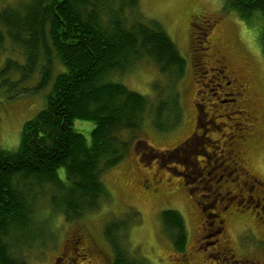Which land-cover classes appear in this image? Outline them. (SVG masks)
I'll list each match as a JSON object with an SVG mask.
<instances>
[{"label":"trees","instance_id":"1","mask_svg":"<svg viewBox=\"0 0 264 264\" xmlns=\"http://www.w3.org/2000/svg\"><path fill=\"white\" fill-rule=\"evenodd\" d=\"M2 1L0 46L10 43L25 61L8 59L1 78L15 73L12 88L23 87L37 72L32 93L51 87L44 108L25 123L17 150H0V264H29L14 249L44 244L49 226L37 216L40 193L32 185L48 193L52 215L67 222L97 210L108 197L103 172L127 158L130 142L149 119L159 132L181 123L178 85L188 61L164 27L147 18L139 0ZM223 10L259 28L255 40L264 51V0H225ZM143 58L164 76L162 84L156 81L153 100L114 81ZM23 93L17 88L15 97ZM77 120L94 123L91 144L75 130ZM162 219L169 237H186L179 212L165 211ZM127 227L126 219L104 230L112 264H146L125 249Z\"/></svg>","mask_w":264,"mask_h":264},{"label":"rangeland","instance_id":"2","mask_svg":"<svg viewBox=\"0 0 264 264\" xmlns=\"http://www.w3.org/2000/svg\"><path fill=\"white\" fill-rule=\"evenodd\" d=\"M139 2L147 18L158 21L164 27L188 61L186 76L178 85L183 110L182 121L169 132H159L149 119L143 132L138 133L134 140L131 139L127 158L103 172L102 179L108 197L97 210L87 213L80 220L67 222L61 214L52 215L49 210V196H46L48 193H41L42 189L36 188L33 184V192L40 193L35 203L37 216L40 220H47L49 226L44 232L47 234L44 244L35 243L23 248L22 251L19 248L14 249L16 256L22 257L29 264H55L57 255L61 253L72 258L73 255L69 252L70 246H67L70 243L68 239L71 241L70 237L77 233H83L87 237V241L84 240V242H90L96 246L95 258L99 264H102L101 260L109 264V261H113V253L105 238L104 230L109 223L126 219L128 227L122 234L123 245L129 250L132 259L141 263L149 261L152 264L153 262L159 264L160 262L156 261L157 258L167 257L171 251L168 243L169 234L165 231L162 219L163 212L169 209L183 211L191 243L197 223L187 213L182 197L178 196V193L172 195L169 187L160 186L159 196L142 193L140 181L143 178L147 179V176L136 170L139 167L145 169L143 160L147 156L154 155L166 165L177 164L174 170L177 168V171L186 174L189 186L183 189L175 186V189L185 190L183 194L186 195L188 190L195 192L194 189L197 186V183L190 182L193 176L191 162L203 165L208 159L207 156L213 153H216L219 160H223L221 150L229 156V151L232 149L230 146L239 141L242 133L246 131H243L241 126L244 122L242 111H245V108L237 105L240 100L231 104L234 96L223 95L231 93L232 88L229 89L226 86L219 88V85H224V76L227 75V71H236L241 68L248 72L254 91L259 94L256 97L260 99V102L254 103V106L258 107L256 110L258 114L264 115V51L255 40L259 28L247 24L235 12H225L223 10L225 0H139ZM1 5H5V0L1 2ZM213 21H217L216 26H211L210 23ZM190 22L196 26L193 27L192 35L188 32ZM213 38L215 41L221 39L220 46L211 45ZM219 48L227 51L230 68L226 72H223L224 69L214 63L211 57ZM12 49L10 43L6 45L5 42L2 47L0 46V150L7 151L17 150L25 123L44 108L45 97L51 90V87H48L41 92L32 93V89L40 79L37 72L23 87L19 85L12 88L11 82L18 78L15 73H10L7 80L1 78V72L6 67L8 59L19 63L25 61L21 50ZM55 64L60 65L57 61ZM57 70L54 75L57 74ZM163 78L156 65L147 58H143L122 77L116 75L114 81H120L128 88L153 100L156 81L159 80L162 84ZM225 81L229 80L225 79ZM17 88L24 90V93L15 97ZM218 97L226 100L227 103H220ZM247 98L248 96L244 97L245 100ZM195 105L200 109L203 107V111L208 114V116L200 114L196 131L194 129ZM230 108L235 111H229L226 117L220 116ZM94 126V123L90 121L77 120L74 124L75 130L83 134L89 144L92 142L91 132ZM194 131L196 136L189 139ZM224 134L227 135L226 138L223 137ZM231 136L234 137L227 141L226 139ZM184 140H186L184 148L173 150ZM213 140L222 142L213 143ZM215 146L219 148V151ZM167 149L170 152L163 153ZM232 154L235 153L230 152V156ZM242 157L252 173L264 177V119L253 128V136L242 147ZM153 167L166 179L172 177L168 172L157 168L155 164ZM145 170V173H148L149 169ZM60 175L65 176L64 170L60 171ZM172 182L181 184L183 180L175 178ZM47 190L49 192L50 189L47 188ZM54 193L59 197V202L63 201L61 192ZM93 259L94 256L81 255L78 257V264H89V261Z\"/></svg>","mask_w":264,"mask_h":264},{"label":"flooded vegetation","instance_id":"3","mask_svg":"<svg viewBox=\"0 0 264 264\" xmlns=\"http://www.w3.org/2000/svg\"><path fill=\"white\" fill-rule=\"evenodd\" d=\"M210 24L216 26L217 21ZM188 26L190 27L188 32L192 35L193 27L196 26L192 22ZM220 40L215 41L213 38L211 45L213 47L220 46ZM211 57L214 63L224 69L223 72L230 68L226 49L219 48ZM225 79L229 81H225ZM224 86L232 89H230L231 93H225L223 96H234L231 104H235L240 100L237 105L240 108H245V111L242 112L246 117L243 116L244 122L241 123V126L246 133H242L240 140L230 146L232 149L229 151V156H226L227 153L221 150L223 160H219L216 153H213L207 156L208 159L204 161L203 165L191 162L193 176H191L190 182L197 183L194 189L195 192L188 190V194L185 195L183 194L185 190L175 189V186H180L182 189L189 186L186 174L177 171V168L174 170V166L177 164L166 165L160 162L157 156H147L143 160L144 163L141 161L146 165L144 168L149 169L148 173H145L146 170L141 167L136 170L140 171L145 177L147 176V179L143 178L140 181L142 193L159 196L161 193L160 186L169 187L172 195L178 193V196L182 197L187 213L197 223L191 243L188 224L185 221L183 211L174 210L179 212L184 222H186V237L184 239L178 238V240L171 238V236L168 237L171 251L167 257L157 258L156 261L160 262L159 264H264V177L252 173L242 157V147L250 141L253 136V128L264 119V115L258 114L256 111L258 107L254 106V103L260 102V99L256 97L259 94L254 91L251 76L246 70L240 68L236 71H227V75L224 76V85H219V88H224ZM217 94L219 93L217 92ZM246 96H248L247 100L244 99ZM218 99L222 104L227 103L226 100L220 97ZM195 108L194 129L196 131L200 114L202 113L205 116H208V114L203 111V107L200 109L195 105ZM233 110L235 111V109ZM233 110L230 108L220 116L226 117L228 112ZM223 124L226 125V123ZM195 131L189 139L196 136ZM223 137L226 138L227 135L224 134ZM232 137L234 136L228 137L226 140L230 141ZM185 142L186 140L173 150L184 148ZM214 142L221 143L222 141L213 140ZM151 148L154 149V147ZM216 148L219 151V148ZM167 152H170L169 149L163 153ZM230 152L235 154L230 156ZM136 164L138 163L136 162ZM154 164L157 168L168 172L172 177L166 179L153 167ZM216 172L221 174L216 175ZM175 178L182 179L183 183L174 184L172 179ZM202 191L206 193H201ZM70 238L72 240L68 239L70 243L67 246H70L69 252L73 257L70 258L67 254L62 255L61 253L57 255L55 264H78V257L85 254L94 256L93 261L90 260L89 264H99L95 258L96 246L93 243L84 242V240L87 241V237L83 233H77ZM101 261L102 264H108L106 261ZM109 264H112V262L109 261ZM146 264L152 263L147 261ZM153 264L155 263L153 262Z\"/></svg>","mask_w":264,"mask_h":264},{"label":"bare ground","instance_id":"4","mask_svg":"<svg viewBox=\"0 0 264 264\" xmlns=\"http://www.w3.org/2000/svg\"><path fill=\"white\" fill-rule=\"evenodd\" d=\"M24 19V18H23ZM55 215V214H54ZM58 233V232H57Z\"/></svg>","mask_w":264,"mask_h":264}]
</instances>
